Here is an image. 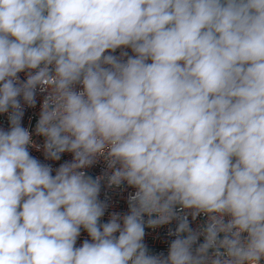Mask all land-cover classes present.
Here are the masks:
<instances>
[{"label":"clouds","instance_id":"1","mask_svg":"<svg viewBox=\"0 0 264 264\" xmlns=\"http://www.w3.org/2000/svg\"><path fill=\"white\" fill-rule=\"evenodd\" d=\"M0 113V264H264V0H0Z\"/></svg>","mask_w":264,"mask_h":264},{"label":"built area","instance_id":"2","mask_svg":"<svg viewBox=\"0 0 264 264\" xmlns=\"http://www.w3.org/2000/svg\"><path fill=\"white\" fill-rule=\"evenodd\" d=\"M121 51H127L129 55H133L131 49H118L114 55L120 56ZM21 79H25V74H19ZM77 90H80V86H77ZM47 95L46 92H40L37 89L36 94V105L35 107H29L24 104L22 97L20 98L21 104L24 109V115L22 117V126L27 128L33 140V145L29 146V152L32 156L36 157L43 163L51 164L53 167V174H55V169L58 168L61 164L71 161L73 159V154L71 153H63L61 154V159L59 161L46 160L43 154V143L44 138L38 135L35 131L36 124L39 120L41 106L43 103L44 97ZM10 127V122L8 119L7 113H0V129L7 130ZM86 172V174L96 178L97 176H102L107 170L106 163L101 158L96 163H94L91 167L87 169H82ZM135 189L131 186H128L126 182H123L120 186H111L109 187L107 184V180H102L101 182V192L99 195V199L102 201H106L108 207L105 211L104 216L101 218L100 223H106L110 219V216L113 212L120 213L124 215L128 213V197L130 194L135 193ZM147 214H145V221L148 220ZM190 221V226L195 230L199 224L203 223L207 218L200 214L195 219L188 216ZM177 220H172L170 223L157 226L155 228L145 227V237L144 243L148 246L149 252L151 254H160L163 253L165 256L167 255L168 248L171 240L175 239L174 236H169L168 233L170 230H175L177 227ZM118 235V233H117ZM85 240H90L88 233L81 229V234L77 239L76 247H80ZM200 242H203V237H200Z\"/></svg>","mask_w":264,"mask_h":264}]
</instances>
